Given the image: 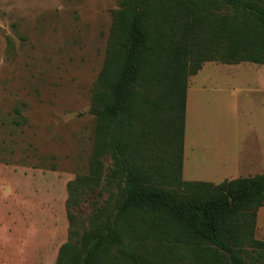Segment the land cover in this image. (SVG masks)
Segmentation results:
<instances>
[{
    "label": "trees",
    "instance_id": "16d2710c",
    "mask_svg": "<svg viewBox=\"0 0 264 264\" xmlns=\"http://www.w3.org/2000/svg\"><path fill=\"white\" fill-rule=\"evenodd\" d=\"M113 15L91 172L75 180L96 190L109 154L112 201L57 264H250L247 249L264 254V173L213 184L183 168L190 78L211 62L264 66V0H123Z\"/></svg>",
    "mask_w": 264,
    "mask_h": 264
},
{
    "label": "rangeland",
    "instance_id": "374dc122",
    "mask_svg": "<svg viewBox=\"0 0 264 264\" xmlns=\"http://www.w3.org/2000/svg\"><path fill=\"white\" fill-rule=\"evenodd\" d=\"M122 1L0 0V264H57L75 225L80 235L93 206L112 201L109 154L96 190L75 180L91 172L94 87ZM262 173L264 66L205 64L189 81L184 179ZM255 238L264 241V207ZM245 258L264 264L251 248Z\"/></svg>",
    "mask_w": 264,
    "mask_h": 264
},
{
    "label": "crops",
    "instance_id": "0c3cea01",
    "mask_svg": "<svg viewBox=\"0 0 264 264\" xmlns=\"http://www.w3.org/2000/svg\"><path fill=\"white\" fill-rule=\"evenodd\" d=\"M188 90H189V88H188ZM187 103H188V95H187ZM185 139H186V137H185ZM184 161H185V150H184ZM183 179H184V168H183ZM185 180V179H184ZM186 181V180H185ZM201 182H205V181H201ZM210 183H212V182H210ZM214 184V183H213Z\"/></svg>",
    "mask_w": 264,
    "mask_h": 264
}]
</instances>
